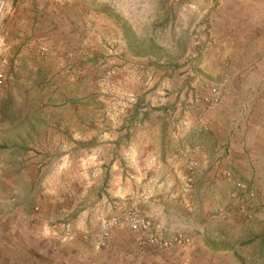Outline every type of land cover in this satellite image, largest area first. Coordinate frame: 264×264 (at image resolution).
Listing matches in <instances>:
<instances>
[{"label": "rangeland", "instance_id": "374dc122", "mask_svg": "<svg viewBox=\"0 0 264 264\" xmlns=\"http://www.w3.org/2000/svg\"><path fill=\"white\" fill-rule=\"evenodd\" d=\"M194 1L3 0L0 264H264V127L230 100L251 62L203 57Z\"/></svg>", "mask_w": 264, "mask_h": 264}, {"label": "crops", "instance_id": "0c3cea01", "mask_svg": "<svg viewBox=\"0 0 264 264\" xmlns=\"http://www.w3.org/2000/svg\"><path fill=\"white\" fill-rule=\"evenodd\" d=\"M197 10L202 16L199 28L201 38L207 40L209 49L203 57H236L240 61L249 60L251 68L235 71L238 75L232 90L234 106L245 105L246 120L239 131L242 135L257 137L264 127V0H195ZM208 34V35H206ZM244 78V79H243ZM243 79L239 84V80ZM223 99V98H222ZM211 117L216 114L211 110ZM264 132V131H263ZM237 132V134H239ZM241 136V135H240ZM203 172L212 174L214 166L202 165ZM153 215L159 220L162 211ZM31 246V245H29ZM27 247L26 261L22 264H44L43 248L38 244ZM91 256V258H90ZM51 264H108L97 260L92 254H85L83 249L76 252L68 249L67 253H55Z\"/></svg>", "mask_w": 264, "mask_h": 264}, {"label": "built area", "instance_id": "2783aa9c", "mask_svg": "<svg viewBox=\"0 0 264 264\" xmlns=\"http://www.w3.org/2000/svg\"><path fill=\"white\" fill-rule=\"evenodd\" d=\"M3 5H4L3 0H0V14L2 12ZM130 227L133 231L138 232L141 229H147L148 221H145L144 219H140V218H132L130 221ZM154 241L157 248L160 249L164 247L165 243H163L162 241H158L157 239H154Z\"/></svg>", "mask_w": 264, "mask_h": 264}]
</instances>
